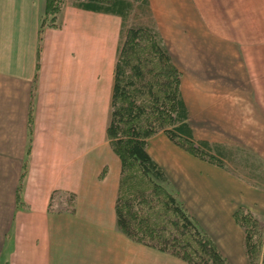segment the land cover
Returning a JSON list of instances; mask_svg holds the SVG:
<instances>
[{
  "label": "crops",
  "instance_id": "crops-1",
  "mask_svg": "<svg viewBox=\"0 0 264 264\" xmlns=\"http://www.w3.org/2000/svg\"><path fill=\"white\" fill-rule=\"evenodd\" d=\"M146 5L180 72L192 136L221 148L225 166L164 132L147 152L223 257L248 264L233 213L264 220V0ZM42 6L0 0V264H186L116 225L120 159L106 126L121 17L66 3L39 38Z\"/></svg>",
  "mask_w": 264,
  "mask_h": 264
},
{
  "label": "trees",
  "instance_id": "trees-1",
  "mask_svg": "<svg viewBox=\"0 0 264 264\" xmlns=\"http://www.w3.org/2000/svg\"><path fill=\"white\" fill-rule=\"evenodd\" d=\"M66 3L121 17L106 126L111 149L120 159L115 200L118 229L186 264H230L186 206L166 188L169 180L165 172L146 149L149 137L164 132L195 157L225 166L217 154L221 148L214 153L207 142L192 136L180 93V72L159 32L149 22L146 0H43L39 38L44 28L59 26L60 12ZM135 4L139 5L137 17L142 15L144 20L127 25ZM39 46L40 43L38 49ZM246 156L242 154L241 160L246 161ZM247 163L251 161L247 159ZM69 198L67 209L73 211L74 197ZM233 216L243 231L248 264H264V220L243 207L237 208Z\"/></svg>",
  "mask_w": 264,
  "mask_h": 264
},
{
  "label": "rangeland",
  "instance_id": "rangeland-1",
  "mask_svg": "<svg viewBox=\"0 0 264 264\" xmlns=\"http://www.w3.org/2000/svg\"><path fill=\"white\" fill-rule=\"evenodd\" d=\"M138 6L137 4H135V6L133 7V10L130 12V14L128 15L127 17V20H126V24L127 25H133V24H137L141 21L144 20V18H141L142 15H139V17H137V14H139V10H138ZM159 32V31H158ZM165 44V43H164ZM166 188L168 190H170L173 194H175V196L177 197V194L175 192V190L173 189L171 183L169 182L168 185H166ZM178 198V197H177ZM180 201V200H179ZM183 203V202H182Z\"/></svg>",
  "mask_w": 264,
  "mask_h": 264
}]
</instances>
